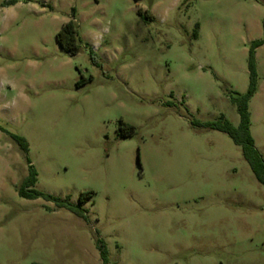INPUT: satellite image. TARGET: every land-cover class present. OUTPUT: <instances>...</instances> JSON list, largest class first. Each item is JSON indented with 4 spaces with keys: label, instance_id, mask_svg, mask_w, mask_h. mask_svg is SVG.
<instances>
[{
    "label": "rangeland",
    "instance_id": "rangeland-1",
    "mask_svg": "<svg viewBox=\"0 0 264 264\" xmlns=\"http://www.w3.org/2000/svg\"><path fill=\"white\" fill-rule=\"evenodd\" d=\"M0 0V264H264V185L225 133L264 0ZM74 19L69 56L57 34ZM93 51V56H91ZM251 134L264 159V45ZM136 128L122 138L119 123ZM199 122L202 127H197ZM78 205L87 219L18 190Z\"/></svg>",
    "mask_w": 264,
    "mask_h": 264
},
{
    "label": "trees",
    "instance_id": "trees-1",
    "mask_svg": "<svg viewBox=\"0 0 264 264\" xmlns=\"http://www.w3.org/2000/svg\"><path fill=\"white\" fill-rule=\"evenodd\" d=\"M138 3L142 0H133ZM19 0H13L8 3V5H15ZM57 42L61 49L67 53L69 56H77L80 52L82 39L78 34L77 23L74 19L66 23L61 31L57 34ZM264 45V41H255L252 43L251 50L249 53V73H250V83L249 89L244 94L232 92L231 101L237 107V111L240 115V124L238 127L233 126L224 116H221L218 121L210 122L204 126L215 131H220L227 134L232 141L239 147L242 148L243 157L246 162L250 165L256 179L264 185V159L260 152L256 149L255 140L251 134V113H250V101L258 93L259 82L256 64V50ZM91 56H93V51H91ZM197 127H202L203 125L199 122H194ZM3 132L9 135V137L19 145L21 150L25 153H29V144L26 139L11 134L7 130L0 128ZM119 134L122 138H130L136 135V128L125 122L121 121L119 123ZM28 163L30 164V174L24 180L22 186L19 188L18 193L22 198L28 200H35L38 198H43L49 202H55L59 208L67 209L71 213L87 219V210L84 205L93 196L92 192L84 193L79 198V204L74 205L70 202L63 201L54 198L51 195L41 193L34 189L38 182V174L35 168L31 165V161L28 158ZM97 247L101 253V257L104 264L108 263V250L106 248L105 242L98 240Z\"/></svg>",
    "mask_w": 264,
    "mask_h": 264
}]
</instances>
